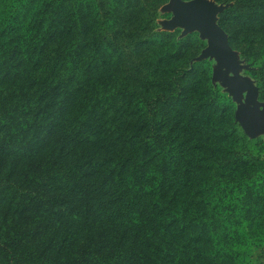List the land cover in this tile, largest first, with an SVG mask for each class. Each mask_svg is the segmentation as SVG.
Wrapping results in <instances>:
<instances>
[{
	"label": "trees",
	"instance_id": "obj_1",
	"mask_svg": "<svg viewBox=\"0 0 264 264\" xmlns=\"http://www.w3.org/2000/svg\"><path fill=\"white\" fill-rule=\"evenodd\" d=\"M166 1L0 0L1 264H250L264 246V138L205 41L159 29ZM215 1L264 101V0ZM64 205L126 236L47 257L22 215Z\"/></svg>",
	"mask_w": 264,
	"mask_h": 264
},
{
	"label": "crops",
	"instance_id": "obj_2",
	"mask_svg": "<svg viewBox=\"0 0 264 264\" xmlns=\"http://www.w3.org/2000/svg\"><path fill=\"white\" fill-rule=\"evenodd\" d=\"M216 7L212 0H167L159 8L157 24L161 30L195 32L205 41L203 55L212 63L213 82L231 97L235 114L248 135L264 138V101L255 95L254 80L228 46L218 25ZM261 260L264 264V251Z\"/></svg>",
	"mask_w": 264,
	"mask_h": 264
},
{
	"label": "rangeland",
	"instance_id": "obj_3",
	"mask_svg": "<svg viewBox=\"0 0 264 264\" xmlns=\"http://www.w3.org/2000/svg\"><path fill=\"white\" fill-rule=\"evenodd\" d=\"M212 1L215 4H217L220 8V12H218V16L222 12V10L226 9L230 5V3L224 4V3H218L215 0ZM218 16H217V21H218ZM224 24L226 27L225 26L222 27L219 24L218 25L221 27V29L224 31L227 37L228 46L240 58L239 51L237 50L236 47L237 43L233 41L230 42L228 40V35L226 32V28H228V24L227 23ZM180 35L183 36L186 34L180 33ZM240 60L242 59L240 58ZM234 117H235V107H234ZM73 199L76 202L75 197H73ZM75 213L76 211L73 208L70 209L69 207H67V205H64L62 207H59L58 213L56 215L52 214V217L50 219L44 218L43 214L41 213H37L38 215H34V212L31 211L23 214L22 217L24 220H22L23 222L22 224L24 225V229L27 230L28 232L27 236L29 238V245L36 251L45 254L47 257L52 256L53 258L54 255L57 256L58 250L60 252H65L67 247H70L71 249H74V251L77 252L81 246L90 245L91 247L94 248L99 246L100 244L102 245L103 252H106L107 250H109V246H111L112 244L111 241H113L114 239L115 241L113 242L115 244L116 237L126 236L123 233L124 231L119 233L117 228H115L117 226H114L113 224H106L103 225V227H101L102 225L100 224V222L95 224V226L90 231H87L84 227L81 230L79 228V224L81 223L79 222V220H77L74 217ZM263 251H264V246L255 250L250 260V264H263L261 260V254ZM123 263L135 264L127 260L123 261ZM93 264H103V263L94 262Z\"/></svg>",
	"mask_w": 264,
	"mask_h": 264
},
{
	"label": "water",
	"instance_id": "obj_4",
	"mask_svg": "<svg viewBox=\"0 0 264 264\" xmlns=\"http://www.w3.org/2000/svg\"><path fill=\"white\" fill-rule=\"evenodd\" d=\"M216 10H217V13L218 12H220V8H219V6L218 7H216ZM169 31V30H168ZM223 31V30H222ZM223 33H224V31H223ZM182 34H188V33H182ZM224 35H225V33H224ZM225 38H226V41H227V37H226V35H225ZM202 39V38H201ZM228 44V43H227ZM203 51H204V49L202 50V52H201V54H200V58H205L204 57V55H203ZM242 62H243V60H242ZM243 64H244V62H243ZM244 69L246 70L247 69V66L244 64ZM253 90H254V93H255V95H257L258 96V91H257V88H256V85L254 86V88H253ZM235 118H236V121H238V123H239V125L242 127V125H241V122L239 121V119H238V117H237V114H235ZM242 129H243V127H242ZM244 130V129H243ZM244 132L248 135V133L244 130ZM249 137H254V136H250V135H248Z\"/></svg>",
	"mask_w": 264,
	"mask_h": 264
}]
</instances>
